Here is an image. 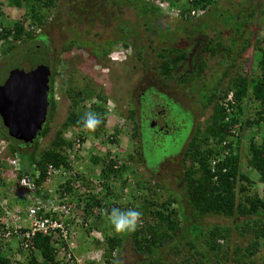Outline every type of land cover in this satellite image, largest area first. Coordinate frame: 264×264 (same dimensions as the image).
<instances>
[{"label": "trees", "instance_id": "obj_1", "mask_svg": "<svg viewBox=\"0 0 264 264\" xmlns=\"http://www.w3.org/2000/svg\"><path fill=\"white\" fill-rule=\"evenodd\" d=\"M56 1L7 0L10 7L24 8L25 14L12 26H3L0 22V41H2L1 45L3 46L1 55L5 57L20 42H27L30 45L24 49V52H36L42 59L41 63L49 64L50 68L54 62L56 64L59 61V55H56L57 58L55 59L52 53L53 46L47 33L48 30H46L48 26L50 27L48 22L50 11L54 9L58 15ZM127 1L129 5L138 4L136 8L139 15L145 18V21H142L143 25L150 23L147 16L152 15L156 18L157 15L161 14V9L152 2L153 0ZM168 1L171 6L180 7L178 3L181 0ZM187 1L188 7L180 9L178 17L181 18L180 20L186 21L187 25H184L188 28L184 26V30L191 37L195 31L189 32L188 29L195 22L192 21L194 17L190 15V12L201 10L203 14L207 15L210 10L209 6L218 3L220 0ZM115 3L116 6L124 4L121 0L119 2L117 0ZM83 11L86 13V9ZM236 17L237 15L233 16L228 29L219 30L217 26L220 23L223 25V22L218 21V24L215 23L211 31H202L203 35H200V38L196 36L201 48L197 54L192 53V71L185 72L177 82L188 84L189 88L192 85L196 86L201 92L197 95L199 94L198 97L203 102V109L211 105L212 112L203 127L200 123L195 124L189 142L185 145V152H182L181 155L183 171L181 177L174 179L177 188L174 189L169 181L153 178L155 180L154 189L150 198L153 197L155 200L152 198L148 200L149 197L141 195V206L135 208L132 205H127L128 208H135L142 212L138 227L133 232L116 233L113 232L115 230H112L114 228L110 229V232L105 233L103 231V222L109 223L108 213L111 208H122V204L112 200L116 196L112 194L115 191L111 189L110 179L122 177L121 175L126 172V166L121 164L119 169H114L116 160L108 159L104 163L102 157L91 156L92 164L97 165L102 162L99 183L105 194L102 195L100 189L96 194L88 192L83 193V195L72 187L74 176L70 175L69 171L73 170V165L68 159L66 150L73 148L74 139H67L64 133L69 129H78L80 132H76L74 137L75 142L80 141V143L84 142L85 135L94 138L103 135L107 114L104 105L94 103L89 107L81 105L84 100H89L91 97H97L104 101L101 94H95L94 90L88 86L78 90L75 94L69 93L68 98L71 104L66 120L60 128L61 130L54 133L49 148L39 154L37 153L38 142L24 144L9 137L0 119V140L7 143L10 154H16L20 165L31 176L34 187V190L31 191L33 195H39V188L47 181L49 166L55 169L62 168L63 172L66 173L63 178L69 175L65 182L61 183V180L54 184L61 194L66 192L77 198V207L82 208L84 223L89 221V228L93 227L96 233L101 236V240H96V243L97 247L103 248L104 264H117L118 253L126 243H131L132 251L139 257L132 264H175L170 260L171 257L179 259L177 264H227L229 243L232 236L231 227L235 228L239 238L251 237L247 247L243 248L239 244L233 247L231 251L233 264H240V258L243 257L252 261L251 257L255 254L257 247L259 245L264 246V196H258L251 192L253 181L248 174L240 172L241 159L238 152V144L246 130L255 126L263 129L260 143H257L254 138H250L246 143L249 152L246 165L249 169L257 172L259 181L264 183V48L262 46L264 45V37L256 42L255 51L252 54L254 55L257 51L260 53V59L253 71H250L255 76H252V73L248 79L246 76L237 74L228 79L224 89L218 88L222 80L229 76V69L235 68L238 59L245 57L247 49L252 46L250 43L251 33L246 34L249 30V23L242 20L238 21ZM122 22L121 19L114 38L103 46L100 54L102 57L109 54L112 44H118L124 48L131 47L136 54L144 48V45L138 43L137 31L129 28L128 21H125L128 24L127 28L120 27ZM231 24L235 25L236 28H232ZM144 30L149 31L150 28L146 27ZM40 38L45 40V44ZM236 39L241 40V42L237 45V50L233 51L232 47L237 43ZM74 47L85 50L93 57H99L92 49L91 40L86 41L77 34L62 42L59 54L69 52ZM158 57L160 60L157 73L166 80L172 77L173 71L178 67V63L186 58V54L184 51L163 50V53L161 52ZM215 58L218 60L215 66H218L220 72L216 69L214 73H216L217 78L214 82H210L203 71L213 64ZM54 72L55 70L52 68L49 78L47 118L39 138L45 137L48 133L49 122L55 108L53 99ZM146 93L150 94L152 99L155 96L160 97L161 105L166 104L171 107L170 98H167L163 92L157 91L154 86H149L142 96L144 113V108L148 103V99L144 96ZM230 93L231 99L228 100L227 96ZM246 99L255 102L257 105L254 118L246 115ZM89 111L100 114L102 118V123L94 131H88L82 127L83 117ZM133 115L135 116L134 111L131 112V118L135 122ZM138 127L139 124L138 126L135 125V131ZM110 142L113 140L110 139ZM138 146L137 159L146 167L143 145ZM130 159H133L132 156ZM0 166H2L1 162ZM36 172L38 173L37 176H35ZM18 175L20 178L21 173ZM75 176L81 177L78 173H75ZM80 180L85 185L83 188L87 189L89 185L85 179L81 177ZM56 181L59 180L55 179L54 182ZM122 184L128 185L127 180L123 179ZM144 188L145 190L149 189V187ZM178 191L182 194L179 195ZM108 198L111 199L110 202ZM133 200H139L138 196L134 195ZM80 202L81 204H79ZM0 215H2L1 209ZM207 216H212L219 221L208 222L205 220ZM86 226L88 225L86 224ZM106 227L105 229L108 230ZM32 245L33 250L30 251L24 261L18 262V264H59L56 259V249L49 236L36 234ZM5 252L7 253V251ZM5 252L2 253L0 248V264H12Z\"/></svg>", "mask_w": 264, "mask_h": 264}, {"label": "rangeland", "instance_id": "obj_2", "mask_svg": "<svg viewBox=\"0 0 264 264\" xmlns=\"http://www.w3.org/2000/svg\"><path fill=\"white\" fill-rule=\"evenodd\" d=\"M116 1L57 0L58 15H56L54 9L48 14L50 27L48 26L46 30H48L47 33L53 46L52 53L55 59L59 55V61L56 64L54 62V65L51 67V69L53 68L55 70L53 88L55 108L49 122L48 133L41 139L37 137L36 141H38V154L49 148L54 133L61 130L60 128L69 112L71 104L68 98L69 93L73 92L75 94L78 90H82L85 86H88L94 90L95 94H101L104 101L97 97H91L89 100H84L81 105L86 107H89L92 103L104 105L107 114L104 132H102L103 135L99 138L85 135L84 142L80 143V141L75 142L74 137L77 134L76 132H80L78 129H69L64 133L67 139H74L73 148H67L66 150L68 159L73 165V170L69 172L72 175L71 173L76 171L75 173L83 177L89 185L86 190H89L90 193L96 194L101 189L102 195H104L105 191L99 183L102 162L97 165L92 164L91 156L96 158L102 157L104 163L108 159L116 160L114 169H119L121 164L126 166V172L121 175L122 177L110 179V186L115 191L112 194L116 196L112 200L122 204V209H128L127 205H132L135 208L141 206V195L149 197L148 200L153 199V197L150 198V195H153V183L156 179L169 181L174 189L177 188L174 179L181 177L183 171L181 155L182 152H185V145L189 142V136L191 135L190 131L192 132L194 128L193 126L191 127L190 119L186 111H192L194 113L192 115V120L195 121L194 123L201 122V126L203 127L205 124L204 120L212 109L211 105H208L207 108H202L200 112L201 104L198 103L197 93L201 92L198 91L196 86L192 85L189 88L188 84L177 82L185 72L192 71V53L197 54L201 48L196 36L200 38V35H203L204 31H211V28L214 27L215 23L218 24V21L223 22V25L220 23L217 26L219 30L228 29L233 16L235 17L236 15L238 21L242 20L249 23V30L246 34L251 33L250 43L252 46L246 52L245 57L238 59L236 67L229 69V76L222 80L218 88L224 89L228 83V79L237 74L250 78L253 73L250 71H253L257 61L260 59V53L258 51L252 55L253 51H255L256 42L264 37V0H220L218 3L209 6L210 10L207 15L203 14L200 10L190 12V15L194 17L192 21L195 22L188 29L189 32L195 31V35L193 34L191 37L184 30V26L187 25L186 21L184 19L180 20L181 18L178 17L179 10L188 7L189 3L187 0H181L178 3L179 8L171 6L168 0H153L152 2L161 9V14L157 15L156 18L152 15H143L149 18V20L147 19L150 22L149 25H143L142 21H145V18L139 15L136 8L138 4L129 5L127 0H121L124 4L116 6ZM83 9H86V13H84ZM0 11L2 13L0 22L3 26H12L15 21L20 20L23 14H25L24 8L18 9L10 7L7 0H0ZM121 19L123 22L120 24V27L127 28L128 24L125 21H128L129 28L137 31L139 45H144V48L140 49V53L137 52L136 54L131 47L124 48L121 45L112 44L109 54L106 57H102L100 54L102 53L103 46H105L106 42L114 38L115 31L119 23H121ZM56 21L57 23H55ZM145 26L149 27L150 30L145 31ZM231 26L234 29L236 28L235 25L231 24ZM74 34H77L86 41L91 40V45L94 47L92 49H94V52L99 57H93V55L77 47L72 48L69 52L59 54L62 42L71 38ZM41 40L45 44V40ZM236 42L232 47L233 51L237 50V45L240 44L241 40L236 39ZM1 44L0 82L6 78L11 69L28 71L42 61L40 55L36 52H24V49L27 46L29 47L30 43L28 45L27 42H20L5 57L1 55L3 50ZM163 50L184 51L186 54V58L178 63V67L173 71L172 77L166 80L157 73V66L160 60L158 56L161 52L163 53ZM213 61L214 65L208 66L203 71V74L206 73L207 79L210 82H214L215 78H217L216 73H214L215 70L217 69L216 71H219L218 66H215L218 61L217 58ZM252 76H255V74L253 73ZM149 86H154L157 91L163 92L168 98L172 99L171 111L167 117V122L169 124L174 123L175 127L166 137L153 134L148 123H144L141 132L139 131V127L135 131V125L138 126L140 117L144 111L142 108L144 107L142 101L143 92ZM144 96L148 99V103L144 108L145 113H149L150 110L154 111L157 108L159 110L161 109L160 97L157 98L155 96L152 99V96L147 93ZM246 106V115L254 118L257 105L255 102L246 99ZM132 111L135 112V116L133 115L135 122L131 118ZM204 113L205 117H202ZM140 133L142 134L139 135ZM261 133H263L262 128H257L256 126L251 127L250 130H246L242 134L240 143L238 144L239 148H241V153L244 155L241 159L240 172L250 176L253 181L251 192H254L258 196H264V183L259 181L257 172L249 169L246 165L249 158L246 143H248L250 138H254L257 143H260ZM110 139L113 142H110ZM140 144L143 145V157L146 161V167L137 159V149H139L138 145ZM0 147H6L1 154L2 158L16 156V154H10L5 141H3ZM131 156L133 158L132 160L130 159ZM22 159L27 161L25 158ZM3 164H6V162L3 161ZM66 177L68 178V176L61 177V180H66ZM81 177H78L80 181L78 183L80 184L79 188L85 186L83 181L80 180ZM123 179L127 180L128 185L124 186L122 184ZM9 181L11 183L1 186L0 202L2 203L3 200H7V206L9 208H14V206L16 208L17 205L26 208L28 206L26 204L31 202L27 198L32 193H29L25 199L23 198L26 195L24 197L21 196V199H19V191L14 185V180ZM54 183H58V181ZM144 187H149V189L145 190ZM55 190L57 189L52 187V185H49L47 189L41 187L40 194H46L52 199L57 195ZM175 191L177 193V190ZM178 193L179 195L182 194L179 191ZM134 195L138 196L139 200L134 201ZM108 200L110 202L111 199L108 198ZM79 211L78 209L77 213ZM205 220L211 223L219 221V219L216 220L212 216H207ZM73 224L75 237L72 235V239H69V244L73 240L72 243L75 246L71 249L69 258L68 256L63 257V255L56 257L59 264H104L103 248L97 247L96 243V240H101V236L96 233L93 227L89 228V221L86 222L88 225L86 226L84 216H82L81 212L78 213L77 221L73 222ZM103 226L105 233L107 231L110 232V229L113 228L107 222H103ZM231 228L232 236L229 243L230 249L227 255L229 260L227 264H233V255L231 253L233 247L239 244L245 248L251 240L249 236L239 238L235 228ZM17 245V241L13 240L10 252L12 257L16 255ZM131 247V243H126L122 247L117 256V264H132L139 259ZM6 254L10 255L9 251ZM67 259L68 261H66ZM170 260L177 264L176 262L179 259L171 257ZM251 260L248 261L244 257L240 258V264L244 262H249L248 264H264L263 245L257 247Z\"/></svg>", "mask_w": 264, "mask_h": 264}, {"label": "built area", "instance_id": "obj_3", "mask_svg": "<svg viewBox=\"0 0 264 264\" xmlns=\"http://www.w3.org/2000/svg\"><path fill=\"white\" fill-rule=\"evenodd\" d=\"M264 48V45H262ZM245 76V75H243ZM248 78V77H247ZM249 79V78H248ZM231 99V94L228 96V100ZM3 141H1V144ZM0 144V145H1ZM6 147H0V189L1 186L7 183H11L9 180H14V185L19 191V199L21 196L25 199L31 191L34 190L32 180H27L25 176L24 167L20 165V162L16 156H9L2 158L1 154ZM3 161L6 162L7 167L3 166ZM19 173L21 177L19 178ZM74 177L72 187L78 190L79 194L88 193L89 190L80 188L78 184L80 181L75 176V173H71ZM38 173H35L37 176ZM66 175L62 168L55 169L52 166L48 167V178L43 183V189L52 185L55 190L54 198L50 199L47 195H30L27 200L30 202L26 208L17 205L15 208H9L7 206V200L0 202V209L2 215H0V248L2 253L5 251L11 252V243L16 240L17 250L16 255H7L6 257L12 262V264H18V262L24 261L30 251L33 250V239L36 234H42L43 236H49L54 248L56 249V257L58 255L69 256L71 255V249L74 248L73 243L69 244L72 239V235L75 237V231L73 230V222L77 221V215L82 213V208L77 207V198L70 196L69 194L60 193L57 186H54L55 179L61 180V177ZM11 177V178H10ZM9 181V182H8ZM65 180H62L63 183ZM60 182V181H59ZM37 197V198H36ZM40 197V198H39ZM81 204V202L79 203ZM78 209L80 210L78 213ZM73 224V225H72ZM70 239V240H69ZM75 240V239H74ZM9 249V250H8ZM68 261V259L66 260Z\"/></svg>", "mask_w": 264, "mask_h": 264}, {"label": "water", "instance_id": "obj_4", "mask_svg": "<svg viewBox=\"0 0 264 264\" xmlns=\"http://www.w3.org/2000/svg\"><path fill=\"white\" fill-rule=\"evenodd\" d=\"M50 75V65L40 63L28 71L11 69L0 84V119L9 137L32 144L40 136L49 107Z\"/></svg>", "mask_w": 264, "mask_h": 264}, {"label": "clouds", "instance_id": "obj_5", "mask_svg": "<svg viewBox=\"0 0 264 264\" xmlns=\"http://www.w3.org/2000/svg\"><path fill=\"white\" fill-rule=\"evenodd\" d=\"M192 12H194V11H192ZM0 43H2V41H0ZM228 96H227V98H228ZM211 112H212V109H211L209 115L211 114ZM204 115H205V113L203 114V116L201 114L202 117H205ZM209 115L205 118L204 122L207 121ZM101 123H102V118L100 117V114L89 111V112L85 113V115L83 117L82 127L85 130L94 131ZM200 124H201V122H200ZM0 141H3V140H0ZM34 142H38V141L35 140ZM247 150H248V148H247ZM238 152H239L240 159H242V157L244 155L241 153L242 151H241V148H239V146H238ZM25 173H28V172L25 171ZM30 178H31V176H30ZM31 180H32V178H31ZM59 181H61V180H59ZM53 184H54V182H53ZM54 186H56V185L54 184ZM41 187H43V186H41ZM41 187L39 189H41ZM141 216H142V212L135 209V208L122 209L120 207H112L110 212L108 213V221L111 224V226L114 228L116 233H125V232L130 233V232L135 231L136 228L138 227Z\"/></svg>", "mask_w": 264, "mask_h": 264}, {"label": "flooded vegetation", "instance_id": "obj_6", "mask_svg": "<svg viewBox=\"0 0 264 264\" xmlns=\"http://www.w3.org/2000/svg\"><path fill=\"white\" fill-rule=\"evenodd\" d=\"M5 79L0 84H3ZM170 99H167V100H170ZM197 100H198V103L201 104V109H200V112H201V110L203 108V102H202V100L199 99L198 95H197ZM170 102H172V99L170 100ZM151 111L152 110H150L149 113L148 112H146V113L143 112L144 116H141L140 117L141 119L139 121V131L140 132L142 131L144 123H148V125L151 128V131H152L153 134L158 135V136L166 137L167 135H169L173 131L172 129L175 127L174 123L173 124H169L167 122V120H168L167 117L170 115L171 107H169L166 104H164V105H161V109L160 110L157 108L156 110H154L152 112ZM186 112L188 114V118L190 119L191 127L192 126L195 127L196 123H194L195 121L192 120V115L194 113L192 111H190V110L186 111ZM190 133L192 134L191 131H190ZM141 134L142 133H140L139 135H141ZM190 137H191V135L189 136V138Z\"/></svg>", "mask_w": 264, "mask_h": 264}, {"label": "crops", "instance_id": "obj_7", "mask_svg": "<svg viewBox=\"0 0 264 264\" xmlns=\"http://www.w3.org/2000/svg\"><path fill=\"white\" fill-rule=\"evenodd\" d=\"M249 8V7H248ZM250 49V47L247 49V50H249Z\"/></svg>", "mask_w": 264, "mask_h": 264}]
</instances>
